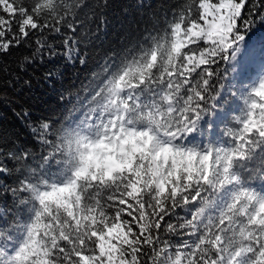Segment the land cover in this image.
Returning a JSON list of instances; mask_svg holds the SVG:
<instances>
[{"label": "snow or ice", "instance_id": "6c2138e0", "mask_svg": "<svg viewBox=\"0 0 264 264\" xmlns=\"http://www.w3.org/2000/svg\"><path fill=\"white\" fill-rule=\"evenodd\" d=\"M67 5L0 0V49L83 60L76 25L45 36ZM171 5L61 118L0 135V264H264V0Z\"/></svg>", "mask_w": 264, "mask_h": 264}, {"label": "trees", "instance_id": "16d2710c", "mask_svg": "<svg viewBox=\"0 0 264 264\" xmlns=\"http://www.w3.org/2000/svg\"><path fill=\"white\" fill-rule=\"evenodd\" d=\"M89 7L76 13L68 0V18L56 33H45L51 40L55 37L56 48L66 43L62 37L68 33V25H76L69 39H78L80 55L34 54L30 65L21 63L35 46L25 41L20 47L8 51L0 49V135L5 142L30 139L34 121L40 118L57 120L72 103L79 100L77 93L86 94L96 87L101 77L100 68L109 53L114 59L136 44L146 31L160 23L169 9L171 0H88ZM99 35H93L96 28ZM50 74V75H49ZM65 99H61V97Z\"/></svg>", "mask_w": 264, "mask_h": 264}, {"label": "rangeland", "instance_id": "374dc122", "mask_svg": "<svg viewBox=\"0 0 264 264\" xmlns=\"http://www.w3.org/2000/svg\"><path fill=\"white\" fill-rule=\"evenodd\" d=\"M105 162H107V161H105Z\"/></svg>", "mask_w": 264, "mask_h": 264}]
</instances>
